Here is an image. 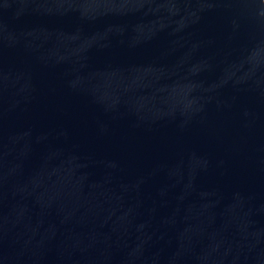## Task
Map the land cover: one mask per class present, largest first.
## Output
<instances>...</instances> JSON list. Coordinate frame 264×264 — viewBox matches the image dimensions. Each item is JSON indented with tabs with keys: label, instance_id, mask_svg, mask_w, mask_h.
<instances>
[{
	"label": "water",
	"instance_id": "1",
	"mask_svg": "<svg viewBox=\"0 0 264 264\" xmlns=\"http://www.w3.org/2000/svg\"><path fill=\"white\" fill-rule=\"evenodd\" d=\"M0 264H264V0H0Z\"/></svg>",
	"mask_w": 264,
	"mask_h": 264
}]
</instances>
